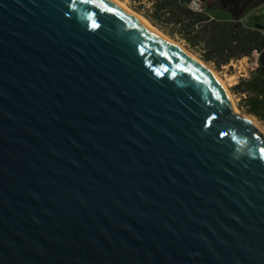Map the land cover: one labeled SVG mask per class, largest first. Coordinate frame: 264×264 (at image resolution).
Instances as JSON below:
<instances>
[{
    "label": "water",
    "instance_id": "1",
    "mask_svg": "<svg viewBox=\"0 0 264 264\" xmlns=\"http://www.w3.org/2000/svg\"><path fill=\"white\" fill-rule=\"evenodd\" d=\"M0 264H264V136L113 1L0 0Z\"/></svg>",
    "mask_w": 264,
    "mask_h": 264
},
{
    "label": "trees",
    "instance_id": "2",
    "mask_svg": "<svg viewBox=\"0 0 264 264\" xmlns=\"http://www.w3.org/2000/svg\"><path fill=\"white\" fill-rule=\"evenodd\" d=\"M141 3L143 0H131ZM189 0H147L150 4L145 16L157 26L168 28L169 34H177L189 46L203 44V59L217 66L243 56L251 58L256 49L262 54L264 36L256 29L235 21L210 19L205 12L191 9ZM261 62V61H260ZM236 93L244 94L243 104L247 112L264 122V66L242 78L234 86Z\"/></svg>",
    "mask_w": 264,
    "mask_h": 264
},
{
    "label": "rangeland",
    "instance_id": "3",
    "mask_svg": "<svg viewBox=\"0 0 264 264\" xmlns=\"http://www.w3.org/2000/svg\"><path fill=\"white\" fill-rule=\"evenodd\" d=\"M119 1L124 2L131 10L143 16L153 26L159 29L163 34H165L167 37L172 39L174 42L178 43L182 48L188 50L196 58L204 62V64H206L213 72H215L218 75V77L222 79L229 93L231 94L235 105V112H237V114H239L240 116L248 117L251 120H253L254 121L253 124L257 126L258 131L261 133V135L264 136V122L261 121L258 117L247 112L246 108L244 107L243 99H242L244 97V94L236 93V91L233 89V86L239 80H241L242 78H249L251 76V73L260 67V63L262 62L263 64L264 52L258 56V63H256L255 60L250 58L249 56H243L242 58L239 59L230 60L227 64L217 66L212 61H205L202 57L203 54L200 51H197L193 47L189 46L187 42L181 39L179 35L169 34L168 28L153 24V22H151L145 16L146 9L150 5L147 2V0H143L140 4L132 2L131 0H119ZM259 58L261 62H259Z\"/></svg>",
    "mask_w": 264,
    "mask_h": 264
},
{
    "label": "crops",
    "instance_id": "4",
    "mask_svg": "<svg viewBox=\"0 0 264 264\" xmlns=\"http://www.w3.org/2000/svg\"><path fill=\"white\" fill-rule=\"evenodd\" d=\"M204 2L205 14L210 19L235 21L244 26L259 30L264 36V0H204ZM244 3L246 5L243 12L236 18L240 6ZM202 45L199 44L191 47L202 53ZM262 65L264 66V62Z\"/></svg>",
    "mask_w": 264,
    "mask_h": 264
},
{
    "label": "bare ground",
    "instance_id": "5",
    "mask_svg": "<svg viewBox=\"0 0 264 264\" xmlns=\"http://www.w3.org/2000/svg\"><path fill=\"white\" fill-rule=\"evenodd\" d=\"M114 3H116L117 5L121 6L122 8L126 9L127 11H129L130 13H132L133 15H135L138 19H140L141 21H143L146 25H148L151 29H153V31H155L158 35H160L161 37H163L164 39L168 40L169 42L173 43L174 45H176L178 48H180L181 50L185 51L187 54L191 55L194 59H196L197 61L202 62L201 60H199L198 58H196L192 53H190L188 50H186L185 48H182L178 43L174 42L172 39H170L169 37H167L165 34H163L159 29H157L155 26H153L147 19H145L143 16L137 14L136 12H134L133 10H131L124 2L119 1V0H111ZM206 65V64H205ZM207 66V65H206ZM208 67V66H207ZM209 68V67H208ZM209 70L219 79V81L223 84V86L225 87V90L227 92L228 98L230 100V103L233 107V110H235V105H234V101L233 98L231 96V94L229 93L227 87L225 86L224 82L222 81V79L220 77H218V75L213 72L210 68ZM252 122L254 123V121L252 120Z\"/></svg>",
    "mask_w": 264,
    "mask_h": 264
},
{
    "label": "built area",
    "instance_id": "6",
    "mask_svg": "<svg viewBox=\"0 0 264 264\" xmlns=\"http://www.w3.org/2000/svg\"><path fill=\"white\" fill-rule=\"evenodd\" d=\"M187 5L197 12H205L204 0H189L187 2ZM260 53L261 52L256 49L252 52L251 58L254 59L256 63H258V56L260 55Z\"/></svg>",
    "mask_w": 264,
    "mask_h": 264
},
{
    "label": "snow or ice",
    "instance_id": "7",
    "mask_svg": "<svg viewBox=\"0 0 264 264\" xmlns=\"http://www.w3.org/2000/svg\"><path fill=\"white\" fill-rule=\"evenodd\" d=\"M95 26V25H94Z\"/></svg>",
    "mask_w": 264,
    "mask_h": 264
}]
</instances>
